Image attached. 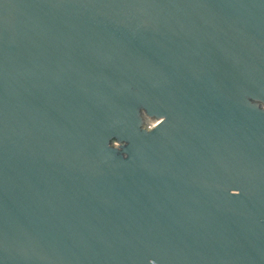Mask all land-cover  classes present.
I'll list each match as a JSON object with an SVG mask.
<instances>
[{
  "label": "water",
  "instance_id": "obj_1",
  "mask_svg": "<svg viewBox=\"0 0 264 264\" xmlns=\"http://www.w3.org/2000/svg\"><path fill=\"white\" fill-rule=\"evenodd\" d=\"M252 101L264 0H0V264H264Z\"/></svg>",
  "mask_w": 264,
  "mask_h": 264
},
{
  "label": "clouds",
  "instance_id": "obj_2",
  "mask_svg": "<svg viewBox=\"0 0 264 264\" xmlns=\"http://www.w3.org/2000/svg\"><path fill=\"white\" fill-rule=\"evenodd\" d=\"M252 103H255L259 106L261 111H264V102L261 101H252ZM140 118H141V124H140V128L142 131H144L145 133H152L154 132L158 127H160L162 124L165 123L166 117L164 116H153L152 115V119H149V113H147L146 109H141L140 110ZM126 141H117L116 139H112L109 143H108V147L110 149H116L117 151H120L123 149V147L125 146ZM124 157L127 158V153L124 154ZM231 195H240L239 190L233 189L230 193ZM150 264H156V262L154 260H150Z\"/></svg>",
  "mask_w": 264,
  "mask_h": 264
}]
</instances>
